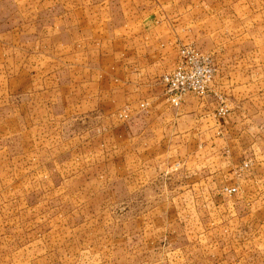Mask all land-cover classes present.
<instances>
[{"label":"crops","instance_id":"obj_1","mask_svg":"<svg viewBox=\"0 0 264 264\" xmlns=\"http://www.w3.org/2000/svg\"><path fill=\"white\" fill-rule=\"evenodd\" d=\"M259 38L264 0H0V99L19 92L57 99L51 117L73 125L83 113L111 116L130 105L114 145L129 166L127 195L151 183L157 189L163 176V191L176 192L175 176L162 173L182 167L198 190L217 172L226 188H237L224 190L235 199L229 211L256 226L264 212V104L236 95L221 117L209 94L174 107L159 80L177 66L180 46L195 42L214 57L215 89L230 102L229 86L254 79L256 61L236 54L256 50Z\"/></svg>","mask_w":264,"mask_h":264},{"label":"rangeland","instance_id":"obj_2","mask_svg":"<svg viewBox=\"0 0 264 264\" xmlns=\"http://www.w3.org/2000/svg\"><path fill=\"white\" fill-rule=\"evenodd\" d=\"M257 43L236 54L256 61L254 79L225 90L229 110L236 95L264 104V39ZM2 95L0 264H264V212L255 226L229 211L234 195L217 172L198 190L182 167L162 173L175 176L176 192L163 191V176L157 189L127 195L129 166L114 147L119 111L83 113L73 125L51 117L57 99Z\"/></svg>","mask_w":264,"mask_h":264},{"label":"built area","instance_id":"obj_3","mask_svg":"<svg viewBox=\"0 0 264 264\" xmlns=\"http://www.w3.org/2000/svg\"><path fill=\"white\" fill-rule=\"evenodd\" d=\"M217 67L214 57L195 44L187 43L180 46L178 64L163 74L160 82L163 85L165 100L174 107H179L187 95L207 96L213 94L218 101L217 115L225 116L229 112L228 103L223 94L215 89ZM147 102L140 104L146 108ZM130 105L120 109L118 116L123 120L131 117ZM229 193L237 191L236 187L225 188Z\"/></svg>","mask_w":264,"mask_h":264}]
</instances>
